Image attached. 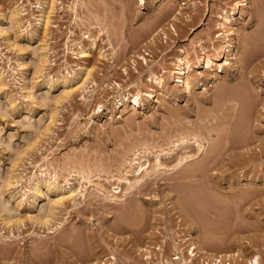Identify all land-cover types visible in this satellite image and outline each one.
Instances as JSON below:
<instances>
[{
	"label": "rangeland",
	"instance_id": "374dc122",
	"mask_svg": "<svg viewBox=\"0 0 264 264\" xmlns=\"http://www.w3.org/2000/svg\"><path fill=\"white\" fill-rule=\"evenodd\" d=\"M236 1L0 0V264H264V0ZM123 90L141 103L119 106ZM184 135L197 155L157 178L156 154ZM145 149L142 191L115 189Z\"/></svg>",
	"mask_w": 264,
	"mask_h": 264
},
{
	"label": "bare ground",
	"instance_id": "6f19581e",
	"mask_svg": "<svg viewBox=\"0 0 264 264\" xmlns=\"http://www.w3.org/2000/svg\"><path fill=\"white\" fill-rule=\"evenodd\" d=\"M142 3H145V0H140ZM240 1L241 0H237L236 1V5H239V3H240ZM53 2H54V0H53ZM172 4V3H171ZM181 4V3H180ZM53 5V4H52ZM53 8V7H52ZM52 8L48 11V10H42V12H41V15H40V17H39V21L41 22V21H43V24L46 26V27H48V25H50V20H51V17H50V14H51V10H52ZM235 11V10H234ZM233 11V12H234ZM233 14H228V13H226V14H224L223 16H222V19H223V22H222V24H224V25H226V26H228V27H230V25L232 24V22H233V16H232ZM2 20V19H1ZM1 22V21H0ZM1 24H2V22H1ZM233 27V26H232ZM47 30V29H46ZM228 38V37H227ZM226 38V39H227ZM228 40V39H227ZM93 45V44H92ZM202 45V44H201ZM90 47H91V45H90ZM232 44L230 43L229 45H227V46H225V47H222L221 49H220V51L215 55V56H211V55H209V54H206V53H204L205 55H203L199 60H200V62L203 64V66L204 67H206L208 70H211L212 69V67H213V65L214 64H218L217 62H220V61H222L224 58H225V55H226V52H233L232 51ZM200 48L202 49V51L203 50H205L206 49V47H204V45L203 46H200ZM89 49L87 48V47H85V46H82V49H81V51H80V53H81V55L83 56V57H86V56H89V51H88ZM181 54H180V56H178L177 57V62L175 63V68H174V71H173V74H175V73H178L179 75L177 76L178 77V82H179V84H178V86H181V87H183L185 90H188V89H191V87H192V84H193V80L189 77V72H190V69H191V67H192V64H191V62H190V60H188V59H184V57L182 56V54H184V53H186V50L185 49H181ZM205 52V51H204ZM101 54V53H100ZM231 54H233V53H231ZM144 60H146V58L145 57H142ZM200 63V64H201ZM219 67H222L223 65H222V63H219V65H218ZM91 71H92V69L91 68H86V74H87V76H86V79L87 78H89V76L91 75ZM221 71H223V69L221 70ZM172 74V75H173ZM148 80H150L151 82H153L155 85H157V86H160V87H164V80H163V78L160 76V74L158 75V74H155V73H153L152 75H151V77H149V79ZM63 82H64V80H63ZM62 82V83H63ZM65 83V82H64ZM83 85V84H82ZM154 87V86H153ZM72 88V87H71ZM240 88V87H239ZM155 90V89H154ZM71 91V90H70ZM244 91H245V89H244ZM243 91V89H242V92H244ZM140 92V91H139ZM238 92V91H237ZM248 93V92H247ZM146 94L148 95V96H154V97H156V95H154V92L153 91H148V92H146ZM244 94V93H243ZM241 95L242 96V98L245 96V94L244 95ZM249 94V93H248ZM248 94H247V96H248ZM238 96H239V94H238ZM240 96V97H241ZM247 96H245V97H247ZM250 96V95H249ZM118 97V101H116L117 102V104L120 106V105H123V103H124V101H125V99L126 98H128V100H131V103L133 104V107H136V105H139L140 103H141V101H142V96H141V93H132L130 90L129 91H127V90H123L121 93L119 92V96H117ZM116 97V98H117ZM235 98V97H234ZM242 98H241V100H242ZM238 99V98H237ZM249 99H251V97L250 98H248V100ZM244 100V99H243ZM242 100V101H243ZM246 100H247V98H246ZM252 100V99H251ZM251 100H249L250 102H251ZM253 102V101H252ZM126 103V102H125ZM243 103V102H242ZM245 103H247V101L246 102H244V104ZM250 105V104H249ZM117 106V105H116ZM121 108V107H120ZM108 111H109V109H108ZM39 126V125H38ZM40 127V126H39ZM37 129V128H36ZM43 130V129H42ZM36 131V130H35ZM39 132V131H38ZM188 134V133H187ZM189 134H191V133H189ZM199 134V133H198ZM183 136V135H182ZM181 136V138L180 137H178L179 139H177V141H173V147H171V148H169L168 150H162V152H159L158 154H156V164L154 165V168H153V172L154 173H158L159 172V168L161 167V166H164V168H166L167 169V167H168V169L167 170H174V169H178L180 166H183V165H185L186 166V163L187 162H189L190 160H192L191 158H193L194 159V157H195V155H197L195 152L193 153V151L191 152V153H186V151H185V153H183V150H187L188 148H189V146H188V144L190 143V141L192 142V140H191V138H187L185 135V137H182ZM189 136V135H188ZM190 137V136H189ZM198 137H199V135H198ZM193 138H195V136L193 137ZM196 138H197V136H196ZM200 138V137H199ZM201 141L200 140H198V139H195V144L197 145V152H201V151H203L204 149H205V145H206V143L204 142V140H206V141H208V138H207V136H203V135H201ZM194 140V139H193ZM194 142V141H193ZM188 143V144H187ZM216 145V144H215ZM190 146H191V144H190ZM212 146H214V145H212ZM194 147V146H193ZM192 147V149H194ZM215 147H217V146H215ZM20 148V147H19ZM213 149H214V147H212ZM211 149V148H210ZM213 149H211L210 151H209V153H211L212 151H213ZM217 149V148H216ZM19 150V149H18ZM20 151V150H19ZM216 151V150H215ZM215 151H213L212 153H215ZM144 152V154L143 155H141L142 153ZM216 152H218V151H216ZM149 153V151L148 150H142V151H139V152H135L134 153V158L132 159V161H131V164H132V166H131V168L128 170V171H126L127 172V174H124V176H122V177H120L119 178V182L117 183V185H116V187H115V189L116 188H118V187H120V183L121 182H128L129 183V186H128V188H129V190L128 191H133V193H135V194H138L137 193V191H134L135 189V187H138V189H140L141 191H142V187H143V184H144V182L146 181V176L148 175V176H150V172H149V170L147 169V167L145 166V163H144V161L146 160H148L146 157H147V154ZM161 154H163V155H165V159L164 160H160V155ZM215 155V157H217L216 155L217 154H214ZM209 156V155H208ZM212 156V158H213V154L211 155ZM210 156V157H211ZM219 156H220V154H219ZM218 156V157H219ZM217 157V158H218ZM176 159V160H178L177 161V163L175 162V163H173V164H169V162H173L174 160L173 159ZM205 159H207V160H204V161H206V162H208V158L207 157H205ZM211 159V158H210ZM215 160H216V158H214ZM213 159V160H214ZM211 161V160H210ZM206 162H204L205 163V165L207 164ZM200 163H201V161H200ZM199 163V164H200ZM203 163V161H202V165L204 164ZM209 163V162H208ZM198 164V163H197ZM197 167H199L200 169H201V165H196ZM199 168H196V170L198 171V169ZM203 170H204V166H203ZM145 171V173L143 174V172ZM134 173L135 175H133L134 177H135V180H134V182H132L131 181V179L128 177L129 175H128V173ZM196 172V171H195ZM194 172V173H195ZM157 173H156V175H157ZM194 173H193V175H194ZM187 175V174H186ZM192 174H191V176H193ZM188 176V175H187ZM190 176V175H189ZM157 178H158V175H157ZM185 178V177H184ZM206 178V177H205ZM212 179V178H211ZM90 180V179H89ZM153 180H155V179H153ZM158 180V179H157ZM157 182V181H156ZM151 183H152V181H151ZM154 183V182H153ZM152 183V184H153ZM146 184H148V182L146 183ZM145 185V184H144ZM36 187H38V184H37V186ZM47 189H50V187H48ZM132 189H134V190H132ZM198 191H201V190H198ZM139 192V191H138ZM196 192V191H195ZM143 192H141V194H142ZM193 193H194V191H193ZM192 194V193H191ZM198 193H196V195H197ZM73 195V191H70V193L69 194H64V193H61L60 195H59V198L56 200V203L57 204H61L62 202H63V200L65 199V198H69L70 196H72ZM199 195V194H198ZM197 195V196H198ZM138 196V195H137ZM195 196V195H194ZM190 201V200H189ZM180 202V201H179ZM181 203V202H180ZM194 204V203H193ZM1 205H3V204H1ZM180 205V204H179ZM7 206V205H6ZM181 206V205H180ZM190 206V205H189ZM178 207V206H177ZM178 208H180V207H178ZM7 209V208H6ZM189 210V209H188ZM39 211H40V209H39ZM42 211V210H41ZM50 213H47V214H49V216L50 215H53L54 214V211H49ZM45 216H46V214H45ZM44 216V217H45ZM141 216H143V215H141ZM191 216V215H190ZM193 216H194V212H193ZM196 216V215H195ZM198 217V216H197ZM36 219V218H35ZM39 220H41V218L39 219ZM38 220V221H39ZM36 221H37V219H36ZM40 222H42V221H40ZM45 223H47L48 222V219H46L45 221H44ZM197 222V221H196ZM192 235V234H191ZM208 240V239H207ZM206 241V240H205ZM207 242V241H206ZM204 244V243H203ZM190 245V244H189ZM207 247V246H206ZM148 250V249H147ZM240 250V249H239ZM204 251V250H203ZM188 252H189V254H190V256H191V259L193 260L196 256H197V253H198V250H197V245H196V242L193 240L192 241V243H191V245H190V248H189V250H188ZM200 253V252H199ZM240 253V252H239ZM199 255V254H198ZM201 255H202V253H201ZM207 255V254H206ZM222 255H224V254H222ZM230 255H232V254H230ZM113 256V255H112ZM214 256V255H213ZM212 256V258H213V261H214V263H216V264H231L230 262H227L226 263V259H224L225 261H223V259L221 258V255H219V256H214L213 257ZM104 257V256H103ZM111 257V256H110ZM225 257H226V255H225ZM227 257H228V255H227ZM233 257V256H232ZM105 258V257H104ZM109 258V257H108ZM114 258H116V257H114ZM206 258V257H205ZM201 259V258H200ZM204 259V258H203ZM101 260V259H100ZM103 260V259H102ZM102 260H101V262H102ZM106 260V259H105ZM104 260V261H105ZM110 260V259H109ZM113 260V259H112ZM192 260H190L191 262H192ZM206 260V259H205ZM108 260H106V262H107ZM115 261V260H114ZM118 261V260H117ZM96 262V261H95ZM218 262V263H217ZM103 263V262H102ZM105 263V262H104ZM119 263V262H118ZM193 263V262H192ZM209 263H210V261H209ZM212 263V262H211ZM214 263H212V264H214ZM237 263V262H236ZM235 263V264H236ZM249 263H251V264H260V258H259V255H255V256H253L252 257V260H251V262H249ZM92 264V263H91ZM99 264V263H98ZM107 264V263H106ZM109 264H111V263H109ZM174 264V263H173Z\"/></svg>",
	"mask_w": 264,
	"mask_h": 264
}]
</instances>
